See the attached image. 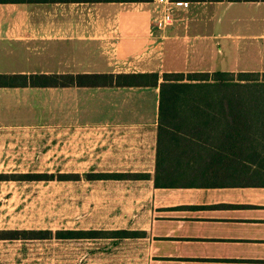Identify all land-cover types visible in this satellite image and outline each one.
I'll return each mask as SVG.
<instances>
[{
    "label": "crops",
    "instance_id": "crops-1",
    "mask_svg": "<svg viewBox=\"0 0 264 264\" xmlns=\"http://www.w3.org/2000/svg\"><path fill=\"white\" fill-rule=\"evenodd\" d=\"M183 1L173 23L158 29L155 0H0V58L14 62L0 73H156L159 84L164 73L264 72L239 65L240 42L261 50L254 40H264V0ZM188 44L193 63L178 68L179 47ZM158 121V85L0 87V127H110V151L100 154L109 152L107 170L149 174L101 180L113 195L104 229L141 232L108 238L129 264H264V169L236 159L203 171L192 163L176 172L201 181L156 186Z\"/></svg>",
    "mask_w": 264,
    "mask_h": 264
},
{
    "label": "rangeland",
    "instance_id": "rangeland-1",
    "mask_svg": "<svg viewBox=\"0 0 264 264\" xmlns=\"http://www.w3.org/2000/svg\"><path fill=\"white\" fill-rule=\"evenodd\" d=\"M254 41H258L260 52L253 50V46L249 49L247 41L239 43L240 66L264 67V40ZM179 52L176 66L183 68L186 60L192 65L191 46L181 45ZM233 54L231 50L223 55L226 66ZM34 56V60L40 59ZM7 60L0 58L1 70L10 69L7 64L14 63ZM208 61L207 56L201 63L205 65ZM216 67L219 69L220 61ZM107 143L110 144V127H96L92 131L72 128L67 133L58 128L0 127V229H48L54 233L65 229L110 228V197H113L110 181L87 180L84 176L92 164L97 171L110 172L104 161L109 152L100 155L101 151H110ZM188 145L192 144L186 141L180 147L186 149ZM182 169L187 171L186 167ZM71 172H78L81 177L60 179V173ZM24 173L40 177L29 179L23 177ZM108 238L60 239L51 235L0 239V264H129L130 259L118 255Z\"/></svg>",
    "mask_w": 264,
    "mask_h": 264
},
{
    "label": "trees",
    "instance_id": "trees-1",
    "mask_svg": "<svg viewBox=\"0 0 264 264\" xmlns=\"http://www.w3.org/2000/svg\"><path fill=\"white\" fill-rule=\"evenodd\" d=\"M23 1V0H2ZM152 77V79H151ZM151 79V80H149ZM157 74H4L0 87L46 86H159V121L156 148V186L192 184L176 171L192 164L203 171L240 161L243 169H264V72L228 71ZM214 125L218 127H214ZM188 141L192 145L180 147ZM183 155V156H182ZM183 158H182V157ZM177 173V174H176ZM40 177L39 174H22ZM87 180H137L148 178L140 172H86ZM52 178V175H49ZM60 179H79V173L61 174ZM141 232L127 229L56 230L0 229V239L134 237Z\"/></svg>",
    "mask_w": 264,
    "mask_h": 264
},
{
    "label": "built area",
    "instance_id": "built-area-1",
    "mask_svg": "<svg viewBox=\"0 0 264 264\" xmlns=\"http://www.w3.org/2000/svg\"><path fill=\"white\" fill-rule=\"evenodd\" d=\"M157 16L154 18V25L158 29H165L174 21V7L187 6L188 2L183 0H155Z\"/></svg>",
    "mask_w": 264,
    "mask_h": 264
}]
</instances>
